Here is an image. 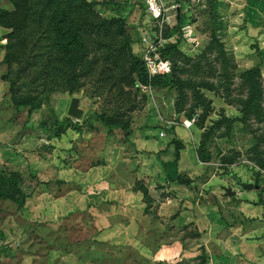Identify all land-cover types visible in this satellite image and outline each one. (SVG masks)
I'll use <instances>...</instances> for the list:
<instances>
[{
  "label": "rangeland",
  "instance_id": "obj_1",
  "mask_svg": "<svg viewBox=\"0 0 264 264\" xmlns=\"http://www.w3.org/2000/svg\"><path fill=\"white\" fill-rule=\"evenodd\" d=\"M90 1L112 19L111 46L141 60L153 83L138 64L128 86L95 81L101 65L114 75L100 51L71 91L49 77L39 103L13 104L4 79L0 170L19 172L25 197L0 199V264H189L205 255L220 196L233 200L238 182L255 178L264 190V114L203 136L220 115H240L234 98L246 96L252 66L264 110V0ZM42 74L31 66L20 88ZM71 96L78 118L66 116ZM64 118L72 126L52 135ZM201 138L207 160L196 155Z\"/></svg>",
  "mask_w": 264,
  "mask_h": 264
},
{
  "label": "trees",
  "instance_id": "obj_2",
  "mask_svg": "<svg viewBox=\"0 0 264 264\" xmlns=\"http://www.w3.org/2000/svg\"><path fill=\"white\" fill-rule=\"evenodd\" d=\"M8 1L12 5L10 9L0 7V26L9 29L3 34L5 41L2 61L5 64V73L1 77L8 81L13 104L39 103L41 100L39 92L47 90L49 77L51 80L61 82L64 89L71 91L78 78L93 71L97 57L88 54L96 51L104 54V60L112 56L109 63L114 75L112 77L111 74H105L106 67L101 65L95 81L109 79L113 82L120 79L128 86L134 83L132 71L138 64V74L141 75L142 82L153 83L151 79L153 77L148 76L141 60L134 58L135 60L131 61L130 54L125 48L111 46L108 40L112 37V19L100 16L92 7L90 0ZM33 65H38L39 70L43 72L39 80H36L38 76L30 78L31 83L37 81L34 84L40 88L37 89L33 84L29 89L23 90L20 88L22 82L19 78L26 75ZM170 67V74L176 81L173 73L174 61H171ZM258 75L257 66L243 71V83L247 94L234 98L240 115H220L203 133L204 137L220 125L228 131L234 122L242 125L247 116L261 117L264 114ZM197 118L202 121L203 114L197 115ZM68 125L72 126L70 118L56 120L50 133L58 135ZM203 142L201 138L195 151L199 159L207 160L202 157ZM228 155L232 157L231 154ZM257 162L259 167L264 168L262 158H258ZM160 163L163 164L162 161ZM21 181V175L17 170H0V198H8L20 206L25 197ZM203 252L205 253L204 250ZM205 258L206 253L205 255L197 253L190 258L189 264H204Z\"/></svg>",
  "mask_w": 264,
  "mask_h": 264
},
{
  "label": "crops",
  "instance_id": "obj_3",
  "mask_svg": "<svg viewBox=\"0 0 264 264\" xmlns=\"http://www.w3.org/2000/svg\"><path fill=\"white\" fill-rule=\"evenodd\" d=\"M0 7L7 8L1 4ZM3 29L6 28L0 26V94L2 87L6 90L1 77L5 73ZM258 171L264 175V168ZM234 189L235 198L229 201L227 195L220 196L221 207L216 205L219 212L210 217L213 226H209L207 243L202 247L206 253L204 264H264V190ZM0 233L4 235L1 222Z\"/></svg>",
  "mask_w": 264,
  "mask_h": 264
},
{
  "label": "water",
  "instance_id": "obj_4",
  "mask_svg": "<svg viewBox=\"0 0 264 264\" xmlns=\"http://www.w3.org/2000/svg\"><path fill=\"white\" fill-rule=\"evenodd\" d=\"M81 108L78 106V97L71 96L66 108V116L78 118L81 115ZM243 188H256L258 186L257 179L255 178L253 182H241Z\"/></svg>",
  "mask_w": 264,
  "mask_h": 264
},
{
  "label": "built area",
  "instance_id": "obj_5",
  "mask_svg": "<svg viewBox=\"0 0 264 264\" xmlns=\"http://www.w3.org/2000/svg\"><path fill=\"white\" fill-rule=\"evenodd\" d=\"M146 62H147V65H148V67H151V66H154V64H156L155 62H154V59L153 58H146ZM154 71H156V69H153V70H150V72L151 73H153Z\"/></svg>",
  "mask_w": 264,
  "mask_h": 264
}]
</instances>
